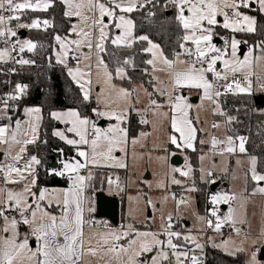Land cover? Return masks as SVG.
I'll return each instance as SVG.
<instances>
[{"label": "snow or ice", "instance_id": "6c2138e0", "mask_svg": "<svg viewBox=\"0 0 264 264\" xmlns=\"http://www.w3.org/2000/svg\"><path fill=\"white\" fill-rule=\"evenodd\" d=\"M56 8L62 9V32L55 17L31 15ZM169 11L170 16L162 15ZM135 14L148 24L174 26L176 47L169 52L142 34ZM261 19L264 0H0V65H13L8 73L35 65L25 53L36 54L44 46L18 32L51 30L48 66L66 74L81 104L94 105L90 114L79 107L52 108L45 114L42 106H21L29 95V86L21 83L0 95V264H205L206 247L233 258L248 254L249 234L241 226L248 223L251 198L264 197V159L248 152L249 137L235 129L241 109L230 114L226 101L264 92V74L258 71L264 69ZM193 92L198 103L192 102ZM201 112L220 119L205 128ZM133 113L144 126L138 131L131 126ZM46 119L63 125L53 127L51 136L72 149V155L64 148L53 150L60 167L46 168L44 159L31 151L48 144L47 132L42 133ZM257 127L260 135L264 121ZM221 128L224 135L217 136L215 130ZM156 132L164 139L149 148ZM169 146L184 154L183 167L169 163L177 154ZM189 150L198 153V169ZM161 151L165 155L153 156ZM217 156L219 162L213 160ZM141 161L166 168L164 179L155 184L166 193L161 207L140 192L128 200L143 201L144 209L130 210L129 222L113 226L96 219V194H124L128 183L118 170L127 172ZM229 163L243 169V191L209 192L206 214L193 213L199 225L195 231L178 229L182 209L193 204L189 194L201 191L195 173L212 185L220 165L235 178ZM41 169L67 181V187L41 185ZM99 170L107 171L98 179ZM172 186L183 193L177 196ZM169 199L175 215L163 214ZM149 211L161 213L155 228L157 217ZM138 213L143 214L139 226ZM225 227L231 230L227 237ZM234 237L242 239L237 243ZM258 251H251L245 264H261Z\"/></svg>", "mask_w": 264, "mask_h": 264}, {"label": "trees", "instance_id": "16d2710c", "mask_svg": "<svg viewBox=\"0 0 264 264\" xmlns=\"http://www.w3.org/2000/svg\"><path fill=\"white\" fill-rule=\"evenodd\" d=\"M61 8H56L51 10L49 13H34L32 16H45V17H55L57 30L63 31L64 25L61 17ZM137 15V23L141 26V33H147L150 37L161 43L162 46L169 52L176 47V33L174 31V26L165 25L161 26L158 23L156 25L148 24L144 21L139 14ZM162 15H171V12L162 14ZM261 24H264V19L260 20ZM26 38L42 44L43 49L38 48L36 54L28 55V58L34 59L36 64L31 66L28 69H22L15 78V84H27L29 86V95L21 101V106H42L45 110V114L49 109H64L71 107H79L82 112L90 114V108L93 105H84L81 104L78 99V89L75 85L72 84L70 79L64 74L58 67H49L46 57L50 54L51 49L49 45L52 43L51 39V30L49 32H43L38 30H26ZM255 39V37H252ZM123 54V53H122ZM3 77L0 74V94L5 90L3 83ZM53 93L49 95V91ZM253 94L250 97L241 96V97H228L226 101V107L230 114L237 115L234 111L235 108H240L238 113L240 123L235 125L237 134L245 135L249 137V141L246 145L248 152L252 155H255L261 159H264V132H261L260 135H257L258 124L264 121V115L260 113L263 112V107L256 105L254 101ZM247 108L248 112L246 113L244 109ZM214 119L219 120V118L214 117ZM138 117L133 113L131 117V126L134 131H138L144 126L137 124ZM56 122L45 120L43 132H47L45 138L48 139V144H39L35 148H32V154L40 155L45 161V167L51 168L53 163H56L58 157L55 151L56 148H64L66 155H70L72 149L67 145H64L62 142L58 141L51 136V130L53 127H56ZM171 151L175 152L172 147ZM188 156L190 157L192 163H196L198 153H192L188 151ZM122 173V172H120ZM98 179L103 176L97 172ZM121 180L126 181L125 174H120ZM197 179V178H196ZM198 180V179H197ZM40 183L43 186L49 188H65L67 186V181L54 177L48 176L45 174L44 170L41 169ZM225 183V182H222ZM221 183V184H222ZM197 186L201 189L199 192H195V202L197 211L200 214H203L206 209V189L201 183H197ZM227 187V184L224 186ZM119 200V218L122 217V212L124 211L125 205V193L118 195ZM206 260L205 264H245L244 255L240 254L238 257L233 258L231 256L225 255L221 251L206 247L205 249ZM261 264H264L261 262Z\"/></svg>", "mask_w": 264, "mask_h": 264}, {"label": "rangeland", "instance_id": "374dc122", "mask_svg": "<svg viewBox=\"0 0 264 264\" xmlns=\"http://www.w3.org/2000/svg\"><path fill=\"white\" fill-rule=\"evenodd\" d=\"M25 39H28V38H25ZM30 54L31 53H25V56L28 57V55H30ZM30 67L29 66L28 67H24L23 69H28ZM258 71H261V73L264 74V69H258ZM258 93L261 94V95H264V92H261V91H256L254 94H258ZM189 95L192 98H197V101L193 102V103H198V97H197L195 92L189 93ZM255 97H257V95L254 96V98ZM262 111L264 112V108L262 109ZM200 118H201L202 121H205V123L202 126L205 127V128H210V125H211V122H212L211 113L210 112H201ZM217 118H219V117H217ZM58 126H62L63 127V125H56V127H58ZM147 130L151 131L150 128L147 129ZM215 134L217 136L224 135V129L221 128L219 130H215ZM157 137H159V139H157ZM163 139H164V134L162 132L154 133L153 137L150 138L148 140V142H147L148 143V147L151 148L153 146V144L162 143ZM203 150L207 151V148L205 147ZM72 154L73 153L71 152L70 155H72ZM157 155H161L162 156V155H165V153L162 152V151L153 153L154 157L157 156ZM215 158L217 159L216 161L214 160ZM220 159L221 158L219 156L213 158V160L215 162H219ZM169 163H170V159H169ZM192 164H193L194 168L198 169L200 167V162L198 160V157L196 159V163L195 164L192 163ZM183 165L184 164L179 165V166H174V165H172V166H174V167H183ZM207 165H208V161H205V167H207ZM222 167H223V165H220L216 169V181H218L219 183L226 182L225 184H227V187L221 186L220 188H218L216 191H213V192L235 191L237 193H241L243 191L244 187H245L243 169L236 167L234 165V163H229L228 164L229 173H235V178H233V175H231V174L225 175L221 171ZM105 171H107V170H99L98 173L104 175ZM165 171H166L165 166L162 165L159 162H156V161H153V162H151V163H149L147 165L145 164V162L141 161L136 166L130 168L127 172H125V170H118V174L119 175L122 174V173L125 174L126 181L128 183V187H127L126 192H125V211H126L128 217H129L130 210L135 209L137 207L139 209H142V210L144 209L143 201H141L139 203V205H137L135 202L130 203L129 200H128L129 196L135 197L140 192L147 193L148 196L153 199V201L157 202V207H161V203H160L161 198L166 193L164 191H162V190L156 189L155 188V184L157 183L158 180L164 179ZM120 172H122V173H120ZM199 175L200 174L197 171L195 173V178L198 179V180L196 179V183H198V182L201 183L206 189V198H205L206 206L205 207L207 208L208 207V204H207L208 193L211 192L209 190L210 185L208 187V185L203 184L200 181V179H199ZM145 181H148L149 183H151L153 185V188L149 189V187H148L147 183H145ZM174 187L175 186H172L170 191ZM251 187H252V185L249 184L248 185L249 190L251 189ZM173 190H177V191L183 192V189H181V188H177V189L174 188ZM104 193L106 194L107 191H104ZM189 195L193 199V204H192V206L190 208L182 209V211L180 213V220H179V222L177 224V227L181 228V227L187 226L189 228H192L193 231H195V228L197 226H199V225L197 224L196 217H195V215L193 213L194 212H198V211H197V208H196L195 194L194 193H190ZM221 209H222V211L226 212L227 211V206L226 205H222ZM162 211H163L164 215H167L169 212H172L175 215V204H174V202L171 199H169V201L167 203L163 204ZM148 214L155 215L157 217V219L153 222V227L154 228L157 227L159 225L158 217L161 215V213L160 212L151 213L149 211ZM205 214H206V212H204L203 214H200V215H205ZM98 220L106 221L105 219H98ZM247 220H248V223L241 226L249 234L248 241H247V243L245 245L248 248V254H243L244 255V260H247L249 258V255H250L251 251H253L254 249H259V251L257 253V259H258L260 251L262 249H264V238H260L261 229L264 228V197H261V196L257 195L255 197L251 198V200L249 201V203L247 205ZM126 221H127V219L123 216V221H121L119 224L127 223ZM141 221H143V214L142 213H138L136 215V221H135L137 223V226H139ZM128 222H129V220H128ZM225 228H226V230H228L229 233H231V230L229 228H227V227H225ZM209 235H214V234L210 233ZM214 238L217 239V240L220 239V237H218V236H216ZM234 239H236L237 243H239L240 239H242V237H239V238L234 237ZM253 240L255 241V245H253Z\"/></svg>", "mask_w": 264, "mask_h": 264}, {"label": "water", "instance_id": "95a60500", "mask_svg": "<svg viewBox=\"0 0 264 264\" xmlns=\"http://www.w3.org/2000/svg\"><path fill=\"white\" fill-rule=\"evenodd\" d=\"M170 11L168 12V14ZM19 35L22 39L26 37V32L24 30L19 31ZM260 96V97H259ZM256 105L263 107L264 106V96L257 95L254 98ZM197 98L192 99V102H196ZM182 158L180 155L176 154L171 156L170 164L174 166H179L182 164ZM56 166V163H53L51 167ZM220 183L217 181L215 184L210 185L209 190L211 192L215 191L219 187ZM225 186V184H222ZM95 207L96 211L94 217L96 219H105L110 224L117 226L119 221V200L115 196L106 195L104 192L96 194L95 198ZM261 262H264V249L259 253V258Z\"/></svg>", "mask_w": 264, "mask_h": 264}, {"label": "built area", "instance_id": "2783aa9c", "mask_svg": "<svg viewBox=\"0 0 264 264\" xmlns=\"http://www.w3.org/2000/svg\"><path fill=\"white\" fill-rule=\"evenodd\" d=\"M26 30V29H25ZM19 34V32H18ZM0 47H3V45H0ZM13 65H0V69H4L5 71H0V74L2 75L3 77V83H4V86H5V90L0 94H4V93H7V92H10L12 90V88L14 87L15 85V78L16 76L18 75V73L23 69V68H19L17 66V72L16 73H8L6 71L7 68L9 67H12ZM25 67H28V66H25ZM30 67V66H29ZM214 117L212 116V121H213ZM172 192H175L177 194V196H179L180 194H182L183 192L181 191H177V190H171ZM178 228V227H177ZM179 229V228H178ZM225 232V236H228L230 233L228 232V230H224ZM210 234V233H209Z\"/></svg>", "mask_w": 264, "mask_h": 264}, {"label": "crops", "instance_id": "0c3cea01", "mask_svg": "<svg viewBox=\"0 0 264 264\" xmlns=\"http://www.w3.org/2000/svg\"><path fill=\"white\" fill-rule=\"evenodd\" d=\"M21 30H24V29H21ZM19 31H20V30H19ZM24 31L26 32V30H24ZM25 38H26V37H25ZM25 38H24V39H25ZM257 95H261V94L258 93ZM263 96H264V95H263ZM192 99H194V98H192ZM103 123H105V122H103ZM58 127H62V126H58ZM169 147H172L174 150H176L175 152H176L178 155L181 156V158H182V160H183V161H182V164H184V154H180L179 151H178L177 149L174 148V146H169ZM189 151H190V150H189ZM186 154L188 155V152H187ZM170 158H171V157H170ZM214 160L216 161L217 159L215 158ZM182 164H181V165H182ZM55 167H60V165L56 163V166H55ZM221 183H222V182H221ZM221 183H220V185H219L218 188H220L221 186H223L222 184H225L226 182H225V183H222V184H221ZM225 185H226V184H225ZM208 187H209V185H208ZM223 187H224V186H223ZM174 188L177 189V188H180V187L175 186ZM174 188H173V189H174ZM218 188H217V189H218ZM173 189H172V190H173ZM181 189H182V188H181ZM217 189H216V190H217ZM216 190H215V191H216ZM194 194H195V193H194ZM106 195H109V194L106 193ZM109 196H115V197L118 198V195H109ZM123 216L127 219L126 222H128L129 217H128L126 211H125V205H124V211L122 212V217H121V219L119 218L118 224H119L121 221H123ZM106 221H107V220H106ZM107 222H108V221H107ZM124 222H125V221H124ZM108 223H109V222H108ZM111 225H112V224H111ZM113 226H114V225H113ZM225 229H226V228H225ZM225 229H224V230H225ZM211 234H212V233H211ZM225 237H227V236H225ZM217 250H218V249H217ZM245 261H246V260H245ZM263 263H264V262H263Z\"/></svg>", "mask_w": 264, "mask_h": 264}]
</instances>
